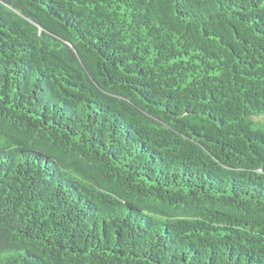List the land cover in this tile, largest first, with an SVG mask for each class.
Returning a JSON list of instances; mask_svg holds the SVG:
<instances>
[{
	"label": "trees",
	"instance_id": "obj_1",
	"mask_svg": "<svg viewBox=\"0 0 264 264\" xmlns=\"http://www.w3.org/2000/svg\"><path fill=\"white\" fill-rule=\"evenodd\" d=\"M0 264H264V0H0Z\"/></svg>",
	"mask_w": 264,
	"mask_h": 264
}]
</instances>
